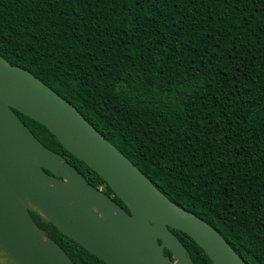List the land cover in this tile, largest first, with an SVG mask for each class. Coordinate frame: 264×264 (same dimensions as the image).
I'll return each instance as SVG.
<instances>
[{"label":"trees","instance_id":"obj_1","mask_svg":"<svg viewBox=\"0 0 264 264\" xmlns=\"http://www.w3.org/2000/svg\"><path fill=\"white\" fill-rule=\"evenodd\" d=\"M0 55L74 105L247 264H264V0H0ZM16 112L128 210L52 131ZM30 213L75 264H107ZM170 229L195 264H214Z\"/></svg>","mask_w":264,"mask_h":264},{"label":"water","instance_id":"obj_2","mask_svg":"<svg viewBox=\"0 0 264 264\" xmlns=\"http://www.w3.org/2000/svg\"><path fill=\"white\" fill-rule=\"evenodd\" d=\"M16 111L52 131L128 210L44 145ZM30 212L107 264H195L170 228L190 235L214 264H247L216 228L166 196L74 105L0 55V264H75Z\"/></svg>","mask_w":264,"mask_h":264}]
</instances>
